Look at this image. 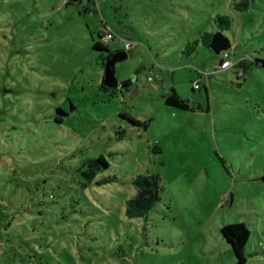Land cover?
I'll return each mask as SVG.
<instances>
[{"label":"rangeland","instance_id":"rangeland-1","mask_svg":"<svg viewBox=\"0 0 264 264\" xmlns=\"http://www.w3.org/2000/svg\"><path fill=\"white\" fill-rule=\"evenodd\" d=\"M239 1L0 0V264H235L222 228L238 222L264 264V0ZM218 15L228 69L185 53ZM111 50L128 53L118 89L102 87ZM145 173L161 199L130 218Z\"/></svg>","mask_w":264,"mask_h":264},{"label":"trees","instance_id":"trees-1","mask_svg":"<svg viewBox=\"0 0 264 264\" xmlns=\"http://www.w3.org/2000/svg\"><path fill=\"white\" fill-rule=\"evenodd\" d=\"M254 1L255 0H240L238 2V9L240 11H244ZM215 21L219 24L222 30L215 33H203L200 39H196L186 46V54H193L196 52L198 45L202 43L204 46L221 55V63L225 59L226 54L231 55V42L229 38L223 33V30L229 29L231 27V19L225 15H218ZM114 52L115 51L111 50L109 56H112ZM256 63L264 68V58H257ZM102 87L104 89H108L103 85V82ZM167 104L180 109H190L189 101L184 99L175 89L172 94L169 95ZM70 105L73 108H76L73 101H70ZM59 108L68 114L69 109L66 107V104L57 106L55 119L56 122L62 123L68 114L65 116L57 114V109ZM99 163L103 164L105 167H108V163L103 158L88 162L90 171L84 172L88 179H93L97 175L98 171L102 169ZM133 184L137 190V193L134 197L127 201L126 215L130 218L145 217L155 208L156 204L161 199V193L163 190L161 179L159 176L151 173L138 174L133 178ZM222 234L233 247L236 257L235 264H248V259L246 256V246L250 239V231L248 227L242 222L231 223L225 225L222 228Z\"/></svg>","mask_w":264,"mask_h":264},{"label":"water","instance_id":"water-1","mask_svg":"<svg viewBox=\"0 0 264 264\" xmlns=\"http://www.w3.org/2000/svg\"><path fill=\"white\" fill-rule=\"evenodd\" d=\"M128 58V53L126 51H116L113 55L103 61L105 67V75L103 80V85L109 89H118L120 88V82L116 75V65L118 62L123 61ZM72 104V103H71ZM71 110L73 107L71 106ZM57 114L65 116L68 113L62 111L61 108L57 109Z\"/></svg>","mask_w":264,"mask_h":264},{"label":"built area","instance_id":"built-area-1","mask_svg":"<svg viewBox=\"0 0 264 264\" xmlns=\"http://www.w3.org/2000/svg\"><path fill=\"white\" fill-rule=\"evenodd\" d=\"M115 38V34L114 32L109 29L106 28L103 32V40L106 42H109L111 40H113ZM231 55L226 54L225 55V59L223 60V62L219 65V69H228L231 66L234 65L233 61L230 59ZM201 77H203V75L205 74L203 71H200ZM206 74H209L208 72H206ZM201 81V79H200ZM200 81L198 80L197 82H195V88H199V83Z\"/></svg>","mask_w":264,"mask_h":264},{"label":"flooded vegetation","instance_id":"flooded-vegetation-1","mask_svg":"<svg viewBox=\"0 0 264 264\" xmlns=\"http://www.w3.org/2000/svg\"><path fill=\"white\" fill-rule=\"evenodd\" d=\"M111 56L109 54L105 57V60L109 59Z\"/></svg>","mask_w":264,"mask_h":264},{"label":"crops","instance_id":"crops-1","mask_svg":"<svg viewBox=\"0 0 264 264\" xmlns=\"http://www.w3.org/2000/svg\"><path fill=\"white\" fill-rule=\"evenodd\" d=\"M200 76H201V74H200ZM202 78V77H201Z\"/></svg>","mask_w":264,"mask_h":264}]
</instances>
